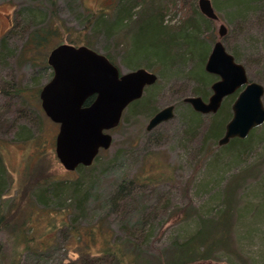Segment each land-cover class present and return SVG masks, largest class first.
Returning <instances> with one entry per match:
<instances>
[{
	"label": "rangeland",
	"instance_id": "374dc122",
	"mask_svg": "<svg viewBox=\"0 0 264 264\" xmlns=\"http://www.w3.org/2000/svg\"><path fill=\"white\" fill-rule=\"evenodd\" d=\"M55 1L63 21L60 36L64 43L81 36L92 50L111 55L122 74L145 68L158 79L145 88L141 99L142 103L150 102L149 110L145 114L135 113L134 107L124 111L120 125L109 133L111 148L101 151L92 172H67L60 165L55 154L59 126L46 117L40 98L24 113L26 118L9 117L13 126L0 139L4 167L0 179L6 191L0 196V219L12 220L10 225L0 227V264H72L88 245L91 255H99L104 240L116 238L123 244L128 240L135 243L138 247L134 252L157 264L158 250L172 254L177 245L221 221L227 228L215 237L218 244L208 257H197L191 264H264V125L245 146H219L218 140L207 136V126L214 116L194 118L192 107L183 102L190 96L207 101L212 83L219 80L217 76L208 74L204 65L198 72L190 56L164 68L156 58L148 60L138 55L135 36L139 40L145 36H140L137 25L126 28L129 22L125 21L119 31H111L118 0ZM227 1L218 0L219 8L214 7L220 19L214 25L215 33L218 35L219 26L225 24L228 34L221 41L226 50L245 67L250 81L264 88V0H249L242 13L226 6ZM181 2L175 8L170 6L164 24L180 25L190 8L199 11L198 0ZM30 6L32 0H0V37L11 27L15 10ZM133 11L135 14L138 9ZM95 13L108 16L80 35ZM46 15V9L38 13L40 19ZM196 21L207 39L204 23L200 17ZM213 43L204 40L209 54ZM51 73V69L30 65L1 70L0 105L5 100L1 90L8 84L20 79L24 87L35 92L47 83ZM207 77L211 79L209 84H200L203 79L208 81ZM235 99L223 103L230 116ZM262 99L264 102V95ZM169 105L175 106L173 119L148 131L151 118ZM192 119L195 123L189 125ZM27 137L30 139L23 141ZM35 173L39 185L49 182L46 198L44 188L38 185L24 188L27 182L36 180L31 176ZM81 175L87 179L83 187L92 188L93 194L87 212L80 217L67 209L72 204L68 199L71 193L55 191L54 185L64 182L72 186L82 179ZM122 181L129 182L132 190L123 201L113 204L109 199ZM93 226L98 227L94 246L89 244L86 232ZM131 249L125 247L126 251Z\"/></svg>",
	"mask_w": 264,
	"mask_h": 264
},
{
	"label": "trees",
	"instance_id": "16d2710c",
	"mask_svg": "<svg viewBox=\"0 0 264 264\" xmlns=\"http://www.w3.org/2000/svg\"><path fill=\"white\" fill-rule=\"evenodd\" d=\"M181 1L182 0H118L113 18L114 27L111 29V31H119L125 21H127L126 23L129 22V25L126 24V28L130 27V25H137V31L140 29V36H142V33L145 36L144 39L142 38L139 40L137 32L135 34H137L138 38L133 33L135 36L134 45L140 49L137 50L138 55H142V57L148 60L151 58H156L158 63L164 68L173 67L177 63L186 60L187 57L185 56H190V58L195 62L197 71H203L204 68H202V66H205L210 55L209 49L203 45L204 40L210 39V43L220 40L219 34L217 35L214 29V25L217 22L206 19L200 11L190 8V13L187 14L182 24L176 26L164 24L165 17L169 13L168 11L170 6L175 8L177 2ZM217 1L218 0H214L213 8H219ZM248 2L249 0H228L226 6L237 10V13H242L245 11V7L247 6ZM181 3L179 4V8L183 9V4ZM135 8L138 9V11H136L134 14L133 10ZM43 9H46L47 11V18L40 19L38 13ZM107 16L108 15L104 13H95V15L89 19L88 24L85 25L84 31L79 34L84 36L89 26L94 24L96 25L98 22H104L103 19L104 17L107 18ZM198 17H200L201 21L204 23L206 33H209V37H207V39H204L207 34L200 31V23L196 21ZM12 19L11 27L8 29L5 35L0 37V71L15 67L18 69L29 65L33 68L41 67L44 69H50L47 63V57L49 56L51 49L64 43L60 36V29L62 27L63 21L58 16V7L56 5V1L32 0V6L27 7V9L20 8L15 10ZM89 28L91 29L92 27ZM104 28L106 31H110L109 27L104 26ZM68 44L76 46L86 45L87 47L91 48L89 41H84L81 39V36H78L77 39L74 40L70 39ZM182 52L186 55L182 54ZM105 56L108 60H111L114 63L111 55L108 54ZM204 75L206 76L205 73ZM52 76L53 74L48 81L52 79ZM207 78L208 81H204L203 79L201 80L200 84H205L207 86V84H209L211 81L209 77ZM42 87L43 85H39L38 90L34 92L33 90H29L28 88L24 87L22 81L18 79L15 80L12 85L8 84L7 88L1 90L5 100L4 104L0 105V139L8 135L11 127L13 126V123L9 120V117L26 118L24 113L30 110L31 107H35L33 102L40 98L39 93ZM234 97L235 95L225 98L224 103L229 102L230 104ZM93 99L94 98L89 99L88 103ZM149 106L150 102L146 101L145 103H142L141 100H137L134 101L129 106V108L134 107L135 113L145 114L146 111L149 110ZM202 116L204 115L194 112L192 117L196 118ZM213 116L214 117L210 119L209 126H207V136H209L212 141H219V139L224 136L221 134L223 131H225L226 121L230 116L228 108H226V106L223 107L222 105L221 109ZM230 117L232 118V116ZM194 123V119H192L191 122L189 121V125ZM256 130H253L250 133L248 139H233L229 142V144L232 146H245L250 141L251 137L254 135L253 133H255ZM26 139L23 141H28L30 138L27 137ZM96 159L90 168L80 167L78 171H81V174L82 172H92L95 168ZM0 169L4 170L1 156ZM31 176L32 180H36L34 182H27L24 188H29L28 190H30L31 188L34 189V187L38 185L37 187L44 188L45 193L43 198H46L48 191L45 188L49 185V182L47 181L39 185V177L35 178L38 176L37 173L34 175L31 174ZM83 177L84 176H82V179H80L78 182H73L72 186H67V183L64 182L54 185V188H56L55 191L65 189L66 193H71L68 196V199L72 201V204H69L67 209L70 214L71 211L76 212L80 217L87 212L88 205L91 202L90 197L93 194L92 188L83 187L87 180ZM116 186L117 188L115 189L116 191L114 195L109 199V201H111L113 204L123 201L126 195L132 190L131 185H129V182L126 181L118 182ZM5 192L4 183L0 179V196L4 195ZM44 206H47L46 202H44ZM11 220L12 218L1 217L0 227L10 225L9 223ZM101 222L102 221H99L98 224H101ZM222 223V221L216 223L215 225L208 228L207 231H198L196 235L190 239V241L183 245H177L173 250L174 253L172 254H170V252L167 250H158V256L155 260L156 263L191 264L195 263L194 260H196L197 257L200 259L208 257V255L213 251L212 248L219 242L215 237L222 235V231H225L227 228L221 225ZM126 224L127 223H125L124 226H126ZM97 229V226H93L89 227V229L86 231L87 237L89 238V244L92 246L96 245ZM73 230L75 231L77 229L73 228ZM103 243V249L99 255H91V246L89 247L88 245L85 247L84 252L81 253L82 257L72 264H151L152 262V260L150 261L143 257L142 254L134 252L138 246L135 243L130 242V240L123 244L117 240V238L113 239L112 241L106 239ZM128 245L132 247L130 251L125 250V247Z\"/></svg>",
	"mask_w": 264,
	"mask_h": 264
},
{
	"label": "water",
	"instance_id": "95a60500",
	"mask_svg": "<svg viewBox=\"0 0 264 264\" xmlns=\"http://www.w3.org/2000/svg\"><path fill=\"white\" fill-rule=\"evenodd\" d=\"M198 9L208 20L220 22L211 0H198ZM219 39L228 32L225 24L218 28ZM216 41L204 66L210 75L218 77L211 86L207 99L190 96L183 102L200 115H214L224 99L238 93L232 105V118L226 123L219 146L233 139H248L250 133L264 125V88L250 81L244 66L226 50L222 41ZM47 63L52 79L39 93L41 109L57 124L55 154L68 172L80 167L90 168L101 150H109L112 136L124 111L144 96L146 87L157 83V75L149 70L136 69L122 74L117 66L89 47L62 43L51 49ZM94 98L88 103V100ZM88 103V104H87ZM174 105L158 111L147 125L152 131L157 125L173 119ZM2 247L0 245V256Z\"/></svg>",
	"mask_w": 264,
	"mask_h": 264
},
{
	"label": "flooded vegetation",
	"instance_id": "af4514ba",
	"mask_svg": "<svg viewBox=\"0 0 264 264\" xmlns=\"http://www.w3.org/2000/svg\"><path fill=\"white\" fill-rule=\"evenodd\" d=\"M237 95H238V93H236V96L235 97H237Z\"/></svg>",
	"mask_w": 264,
	"mask_h": 264
},
{
	"label": "bare ground",
	"instance_id": "6f19581e",
	"mask_svg": "<svg viewBox=\"0 0 264 264\" xmlns=\"http://www.w3.org/2000/svg\"><path fill=\"white\" fill-rule=\"evenodd\" d=\"M227 125V124H226ZM226 128V127H225Z\"/></svg>",
	"mask_w": 264,
	"mask_h": 264
}]
</instances>
